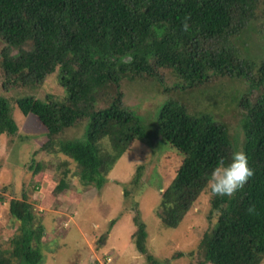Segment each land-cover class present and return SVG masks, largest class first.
<instances>
[{
	"label": "trees",
	"instance_id": "16d2710c",
	"mask_svg": "<svg viewBox=\"0 0 264 264\" xmlns=\"http://www.w3.org/2000/svg\"><path fill=\"white\" fill-rule=\"evenodd\" d=\"M262 5L264 0H0L2 87L39 86L58 72L67 92L64 98L29 95L15 102L24 114L34 113L47 127L46 151L77 163L74 176L82 186L102 187L129 145L136 140L150 143L153 133L177 148L181 163L162 190V210L157 211L168 226H176L201 193L210 192L208 180L217 162L230 161L234 152L230 127L209 113H193L186 104L170 100L160 108L157 123L149 125L151 130L124 104L122 79L162 78L164 69H169L181 88L221 78L247 84L236 102L244 152L254 175L232 197L210 193L212 224L203 231L196 246L199 254L193 257L200 258L197 264H260L264 260V60L255 64L242 58L232 38L245 31ZM82 120H87L85 140L55 146L56 135ZM18 130L10 101L0 94V135ZM236 139L241 140V134ZM67 163L62 161L66 168L61 170L58 188L70 183L72 169ZM140 169L133 184L138 183ZM9 211L19 226L9 240L11 246L0 248V264H41L45 227L27 195L12 198ZM133 219L134 243L146 253V224L138 212Z\"/></svg>",
	"mask_w": 264,
	"mask_h": 264
},
{
	"label": "rangeland",
	"instance_id": "374dc122",
	"mask_svg": "<svg viewBox=\"0 0 264 264\" xmlns=\"http://www.w3.org/2000/svg\"><path fill=\"white\" fill-rule=\"evenodd\" d=\"M260 8L259 16L250 21L245 31L232 38L240 47L242 58L255 64L264 60V5ZM164 73L162 78L122 79L124 104L142 124L149 127L157 123L160 108L170 100H178L193 113H209L217 121H226L234 151H244L236 100L247 84L221 78L181 88L171 70L164 69ZM57 74L51 73L39 86L7 84L9 88L4 90L0 71V94L10 101L19 126L14 135H0V248L6 250L11 246L9 240L19 226L9 211V202L25 193L45 227L40 242L41 264H197L200 258L193 257L199 254L196 246L203 231L212 224L210 192H202L176 226H168L157 215L162 190L170 184L181 163L177 148L155 133L149 138L150 143L132 142L113 164L100 188L94 184L80 185L78 175L74 176L77 163L44 149L47 127L34 113L24 114L15 101L29 95L43 100L48 95L64 98L67 92ZM86 126L87 120H82L77 126L63 129L55 137V146L67 140H85ZM240 134L241 140L236 139ZM65 160L72 169L70 183L58 188ZM140 166L138 183L133 184ZM135 212L146 224V253L140 252L134 243ZM179 251L183 254L179 255ZM191 251L194 254L189 255Z\"/></svg>",
	"mask_w": 264,
	"mask_h": 264
},
{
	"label": "clouds",
	"instance_id": "9594fccd",
	"mask_svg": "<svg viewBox=\"0 0 264 264\" xmlns=\"http://www.w3.org/2000/svg\"><path fill=\"white\" fill-rule=\"evenodd\" d=\"M183 29L188 30V24H183ZM254 175V170L249 165V160L243 150L232 153L229 162L220 159L210 174L208 189L213 196L232 197ZM251 211V209H249Z\"/></svg>",
	"mask_w": 264,
	"mask_h": 264
}]
</instances>
